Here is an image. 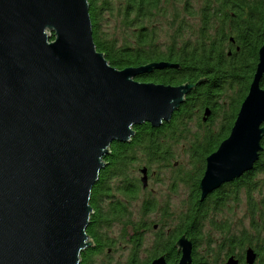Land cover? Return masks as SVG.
Returning <instances> with one entry per match:
<instances>
[{
	"label": "water",
	"instance_id": "1",
	"mask_svg": "<svg viewBox=\"0 0 264 264\" xmlns=\"http://www.w3.org/2000/svg\"><path fill=\"white\" fill-rule=\"evenodd\" d=\"M88 0H0V264H80L91 197L114 143L169 123L197 84L142 83L97 50ZM264 46L230 135L206 159L201 201L255 169L264 138ZM211 110L204 112V122ZM144 187L147 169L140 170ZM176 264H192L182 236ZM247 264L256 254L247 252ZM152 264H167L160 257ZM226 264H239L230 258Z\"/></svg>",
	"mask_w": 264,
	"mask_h": 264
},
{
	"label": "trees",
	"instance_id": "2",
	"mask_svg": "<svg viewBox=\"0 0 264 264\" xmlns=\"http://www.w3.org/2000/svg\"><path fill=\"white\" fill-rule=\"evenodd\" d=\"M171 1L179 6L182 3L181 12L179 9L170 10L168 4ZM196 1L88 0L95 45L97 50L105 55L110 65L123 70L160 62L178 64L179 69L154 71L152 74L139 76L136 80L167 86L203 82L197 84V88L188 95L185 103L173 114L169 123L163 124L159 129H153L149 124L135 127L136 135L130 143L112 144L111 153L104 159L107 166L101 171L91 197V206L95 213L87 233L96 245L81 254L80 264H97V258L104 254L110 245L105 230L115 223H123L124 226L135 225L139 230L148 225L143 220L136 224L129 218V213L132 215V200L138 198L141 192L140 180L130 174V167L136 162L137 155L142 156L149 168L158 162L169 163L173 158L171 145L174 142L178 143V137H186L184 132L189 131L192 122H200L199 125L203 126L200 116L205 109L211 110L208 123H212L218 117L221 106H218L217 102L215 105L213 101H218L220 96L224 95L222 86L224 88L227 86L230 91H235L238 86V98L230 103L231 111L229 116L224 118L225 127L216 134L210 129L206 130L204 143L195 142L196 151L192 156L201 165L199 174L202 178L207 157L230 135L240 107L248 95L258 64V53L264 45V0H199V7L195 5ZM168 8L172 13L169 14ZM159 18L165 20L168 27L159 22L157 20ZM115 19L116 32L112 35L107 26ZM191 20L199 21L198 28ZM163 33L169 38L167 45L157 43L158 37ZM118 35L120 41L117 39ZM187 39L189 41H186ZM261 85L264 88V77ZM214 94L215 100L211 97ZM231 119L232 124L228 125ZM166 138L169 139L160 140ZM262 148L255 169L232 182L235 190L230 193L224 191L219 196L210 195L201 201L200 178L195 175L188 180L181 176L179 179L190 184L192 200L189 201L188 210L178 231L166 243H157L154 255L149 256V259L169 253L170 261L175 262L176 240L186 235L193 242L192 264H222L231 253H235L236 246L243 240L231 241L225 234V242L217 244L212 235L204 234L202 231L207 226L216 230L215 232L230 231L229 220L225 219L224 223L222 220L218 222L216 215L222 213L232 196L233 199L237 198L238 192L244 189L249 190L250 195L249 204L253 218L250 226L253 229L260 227L257 223V210H263L260 213L264 226V204H261L260 208L257 204L259 202L252 196L256 187L260 185V188H263L261 182L257 181V173L264 172V139ZM115 178L120 180L116 188H112L111 180ZM113 192L121 196L122 200L118 199L119 196H114ZM109 199L113 202L109 208H105L104 201ZM157 203L146 201L140 213L141 217L145 219L151 212H155L158 208ZM248 241L251 243V238ZM141 244L143 243L138 235L137 241L133 244L134 250L130 252L126 264L148 263L140 259ZM259 252L262 253L261 263L264 264V248H260Z\"/></svg>",
	"mask_w": 264,
	"mask_h": 264
},
{
	"label": "rangeland",
	"instance_id": "3",
	"mask_svg": "<svg viewBox=\"0 0 264 264\" xmlns=\"http://www.w3.org/2000/svg\"><path fill=\"white\" fill-rule=\"evenodd\" d=\"M173 4L174 1H171V3L168 4L170 10L173 11L179 9V11L181 12V7H183L182 3H180L181 6H179L176 3L174 5ZM195 5L197 7L200 6L199 0L195 2ZM169 8H168V12L170 14L172 12L169 10ZM157 20L162 24L165 25L167 24L166 21L163 20L162 18H159ZM191 22L195 26H197L196 28H198L199 26L198 20H191ZM115 23H116V19L114 21H110L107 26L109 32L112 35H114V33L116 32ZM117 39L119 41L121 40L120 35L117 36ZM188 39L186 41H189ZM168 41L169 38L168 37L166 38L164 36V33L161 34V36H159L157 39V43L160 45L163 44L167 45ZM222 87H223L224 95L220 96L218 101H216L215 99H214L215 101H213L215 105L218 104V106H221V112H219V114L217 115L218 117H216L212 123H208L209 125H205L203 123L204 121L203 122L201 121V124H203V126L199 125L200 122L197 121L192 122L188 128L190 133H188L185 138L178 137V143L173 141L174 143L171 145L173 158L171 159V161L169 163L166 161L158 162L152 165L151 170L153 169L152 172L154 171L155 172L152 175V177H150L149 193L143 191L144 189L146 190V187L148 186L149 171L147 169L148 165L146 164L145 161H143L142 156L138 154L136 157V162L132 164L130 167L131 168L130 174L140 180V185L142 187L139 186L141 192L138 194V198L132 200L133 203L131 205L132 215L131 213H129L130 214L129 218H131L132 221L136 224L140 223L142 220L147 222L148 225L150 223V227H149L150 233H145L144 242L143 244H141L139 250V254L141 255V257L145 258L147 255L153 252L152 244L154 243L156 236L153 228L154 225H158V229L156 232H163L165 229L166 236H169L170 233L178 231V229L180 228L181 222L189 207L188 205L189 200L187 199V197L190 196L191 187L190 184L178 183L177 179L183 176L186 177V179L191 180L192 177L197 175L200 178V181L202 180L203 177L201 178V175L199 174L200 173L199 167H201V165L200 163L197 162L198 160L193 159L192 156V153L196 151V149L194 148L196 145L195 142L198 144L204 143L203 141L205 140L206 137L205 134L206 130L210 129L211 131L214 132V134H216L221 131L222 127H225L224 120L227 118V116H229L228 114L231 111L230 103H232L235 99L238 98V90H239L238 86L235 91H230V89H228L227 86L225 88L224 86ZM232 113L233 114L235 113L234 110H232ZM231 124H232V119L230 124L228 123V125ZM195 136H198L199 138H195ZM200 136H202L201 139ZM144 168L147 169L146 187H144V184L141 181V179L144 176L140 172V170ZM257 179L258 182L259 181L261 182L263 188L261 189L260 185L259 187H256L255 188L256 190L253 191L254 193L252 196L257 201L260 200V204H264V181H263L264 172L257 173ZM119 180L120 179H116V178L111 180L112 188H116ZM227 189L228 187L225 190ZM227 192L229 193L230 191H225V193ZM247 193L249 194V190ZM247 193L246 191L241 190L238 192L237 198L233 199L234 196H232L227 201L226 206L224 207L222 213H218V219H221L222 222L225 221V219H228L231 224H236V226L240 230L242 228V224L244 223L243 219L245 218V212L248 207L247 205L250 203V201L247 199ZM113 195L119 196L116 192H113ZM153 198L155 200H158L157 203L158 208L155 212H151L144 219V217H141L140 215L141 210L144 209L145 207L144 203H146V201H149L147 199L151 200ZM118 199L122 200V197L119 196ZM161 214H163L164 217ZM218 219L216 218V220ZM122 224L123 223H115L113 226L106 229V234L109 237L111 243L110 247L112 251L111 254H109L107 252L108 249H106L104 254H101L99 258H97L96 260L97 264H126V262L128 261L130 252H133L134 250V245L132 246L129 240L131 237V232L128 229L125 230V226ZM204 231H205L204 233H208L212 235L213 238L215 237V239H217V237H220V234L215 232L216 230L211 229L209 226H207V228L204 229ZM203 245L204 244H202V246Z\"/></svg>",
	"mask_w": 264,
	"mask_h": 264
},
{
	"label": "flooded vegetation",
	"instance_id": "4",
	"mask_svg": "<svg viewBox=\"0 0 264 264\" xmlns=\"http://www.w3.org/2000/svg\"><path fill=\"white\" fill-rule=\"evenodd\" d=\"M138 82H140V81H138ZM191 84H194V83H191ZM196 84V83H195ZM200 84V83H199ZM197 88V87H196ZM195 88V89H196ZM190 95V94H189ZM188 97V96H187ZM187 97H186V99H187ZM212 97V99H216V95L214 94V95H212L211 96ZM210 109V108H209ZM206 110V109H205ZM204 110V111H205ZM199 114V113H198ZM198 114H197V116H198ZM203 116H204V112L201 114V116H200V118H202V122H203ZM209 121V120H208ZM208 121L207 122H203L205 125H207L208 124ZM188 133H190L189 131H185L184 132V135H187ZM165 134H168L167 132H165ZM169 138H166V139H160L161 141H165V140H168ZM205 166H206V164H205ZM147 169H148V177H149V179H148V186L146 187V190L144 189L143 191H145L146 193H149V182H150V177H152V175L154 174V172H152L153 171V169L151 170V168H149V167H147ZM205 169H206V167H205ZM180 172V171H179ZM204 173H205V170H204ZM204 173H203V175H204ZM203 177V176H202ZM178 180V183H185L183 180H181V179H177ZM201 182V181H200ZM185 184H188V183H185ZM142 187V186H141ZM228 187V189L227 190H225L226 188ZM200 189V188H199ZM235 190V187L233 186V184L232 183H229V184H226V186L224 185L222 188H220L219 190H217V191H215L214 193H212L211 195H213V196H219L220 194H222L224 191H230V192H232V190ZM142 191V192H143ZM244 191H246V193L248 192V190L246 189H244ZM151 192V191H150ZM229 192V193H230ZM191 191H190V198L189 197H187V199L189 200V201H191L192 199H191ZM249 197V194L247 193V199L249 200L250 198H248ZM199 199H201V190H200V195H199ZM254 199V198H253ZM147 200H149V201H157L158 202V200H155L154 198L153 199H147ZM188 201V202H189ZM113 202V200H106V201H104V206H105V208H109V206H110V204ZM258 202H259V207L260 208H262V206H261V204H260V200H258ZM248 207H247V210H246V212H245V218L243 219V225H242V228L239 230L238 229V227L236 226V225H233V224H231L230 225V231L228 230L226 233L225 232H222V231H219V232H217V233H219L220 234V237H217V239H215V237H214V242L215 243H217V244H222V243H224L225 242V234L227 235V239L228 240H231V241H233V240H235V239H241V240H243L242 241V243L241 244H238L237 246H236V251H235V253L233 254V253H231L229 256H228V258L222 263V264H226L227 263V261L230 259V258H235L236 260H238L239 261V264H247V260H246V258H247V252L249 251V250H253L254 252H255V254H256V261H255V264H262L261 262V259H260V257H261V255H262V253L261 252H259V250H260V248H264V226H263V216L261 215V213L263 212V210L262 211H260V210H257V223L259 224V226L260 227H258L257 229H253L252 228V226H250V222H252V211L250 210V207H249V204L247 205ZM261 212V213H260ZM162 216H163V214H161ZM164 217V216H163ZM216 218L218 219V214L216 215ZM221 219H218L217 221L219 222ZM228 222V221H227ZM224 223V222H223ZM148 224V223H147ZM149 227H150V223H149V225H147V226H145V227H143L142 229H138V228H136L135 226H132V225H127V226H125V230H129L130 232H131V237H130V244L133 246V244L137 241V236L138 235H140V238H141V240H142V243L144 242V235H145V233H150V229H149ZM153 228H154V231H155V234H156V236H155V240H154V243L152 244V246H153V252L151 253V254H149V255H147L145 258L144 257H141L140 259H144L145 261H147L148 263L147 264H152V262L153 261H155L156 259H158V258H160V257H164L165 258V261H166V263L167 264H176L177 262H179V260H180V258H181V253L180 252H178V249H177V247H176V244H177V242H178V240L182 237V236H180L177 240H176V243H175V248H176V256H177V259H176V261L174 262V261H170V259H169V253H164V254H162V255H157L154 259H149V256H152V255H154V249H155V246H156V244L157 243H166L167 242V240H169L172 236L171 235H175V233H176V231L175 232H173V233H170L169 234V236H166V231H165V229H164V231L163 230H161V231H163V232H156L157 231V229H158V225H154L153 226ZM258 230V231H257ZM260 231V233H258ZM105 232H106V230H105ZM202 232H205V231H202ZM205 234V233H204ZM251 238V240H252V242L250 243V241H248V239H250ZM93 240V239H92ZM94 241V240H93ZM95 243V242H94ZM95 245H96V243H95ZM110 245H111V243H110ZM110 245H109V247H107L106 249H108V253L109 254H111V251H112V249H111V247H110ZM231 249V248H230ZM239 249L241 250V251H239Z\"/></svg>",
	"mask_w": 264,
	"mask_h": 264
},
{
	"label": "bare ground",
	"instance_id": "5",
	"mask_svg": "<svg viewBox=\"0 0 264 264\" xmlns=\"http://www.w3.org/2000/svg\"><path fill=\"white\" fill-rule=\"evenodd\" d=\"M263 46H264V45H263ZM263 46H262V47H263ZM262 47H261V48H262ZM259 51H260V50H259ZM258 54H259V53H258ZM258 64H259V58H258ZM258 64H257V66H258ZM256 69H257V67H256ZM263 77H264V76H263ZM185 100H186V99H185ZM184 103H185V102H184ZM184 103H183V104H184ZM183 104H182V105H183ZM131 141H132V140H131ZM131 141H130V142H131ZM130 142H128V143H130Z\"/></svg>",
	"mask_w": 264,
	"mask_h": 264
}]
</instances>
